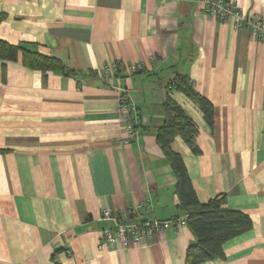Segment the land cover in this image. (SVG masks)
I'll return each mask as SVG.
<instances>
[{
	"label": "crops",
	"instance_id": "1",
	"mask_svg": "<svg viewBox=\"0 0 264 264\" xmlns=\"http://www.w3.org/2000/svg\"><path fill=\"white\" fill-rule=\"evenodd\" d=\"M207 1L0 0V40L63 67L0 61V264H185L194 237L155 138L168 94L198 127L199 155L180 137L172 148L199 202L223 194L252 224L204 264H264V39L209 16ZM224 1L264 20V0ZM176 75L212 104L211 128L168 92ZM117 88L138 114L127 144ZM138 204L142 220L174 223L128 248L102 245V210Z\"/></svg>",
	"mask_w": 264,
	"mask_h": 264
},
{
	"label": "trees",
	"instance_id": "2",
	"mask_svg": "<svg viewBox=\"0 0 264 264\" xmlns=\"http://www.w3.org/2000/svg\"><path fill=\"white\" fill-rule=\"evenodd\" d=\"M4 18V14L0 13V23ZM19 54L22 64L30 69L63 70L61 62L55 58L41 55L22 45H11L0 40V61H16ZM167 89L168 92L182 93L193 102L208 126L212 127V104L193 88L185 76L176 75L168 83ZM162 110L165 118L156 130V143L175 176L174 193L178 199L177 207L183 214L184 225L194 237V244L186 251L185 264H204L222 258L223 244L247 232L251 228V220L240 211L228 209L223 194L209 199L206 203L199 202L182 156L172 148L174 138L180 137L194 155H199L200 150L195 143L198 127L169 94L162 103Z\"/></svg>",
	"mask_w": 264,
	"mask_h": 264
},
{
	"label": "built area",
	"instance_id": "3",
	"mask_svg": "<svg viewBox=\"0 0 264 264\" xmlns=\"http://www.w3.org/2000/svg\"><path fill=\"white\" fill-rule=\"evenodd\" d=\"M206 13L220 21H230L234 28L248 29L250 37L253 39H264V20L260 18H249L242 9L224 0H213L206 2ZM118 64L112 63L101 70L100 76H109L110 72L117 70ZM140 64H133L126 67L129 74L140 71ZM118 110L124 125L123 132L125 144L132 141L138 135V114L133 100L128 93L117 88ZM144 206L138 204L132 209L121 212H113L109 208L103 209L102 219L110 224L103 231L101 244L108 247L128 248L132 245L140 244L143 240H152L154 234L170 228L174 222H165L156 219L140 218ZM183 222V219L181 220Z\"/></svg>",
	"mask_w": 264,
	"mask_h": 264
},
{
	"label": "water",
	"instance_id": "4",
	"mask_svg": "<svg viewBox=\"0 0 264 264\" xmlns=\"http://www.w3.org/2000/svg\"><path fill=\"white\" fill-rule=\"evenodd\" d=\"M144 221V220H143Z\"/></svg>",
	"mask_w": 264,
	"mask_h": 264
}]
</instances>
